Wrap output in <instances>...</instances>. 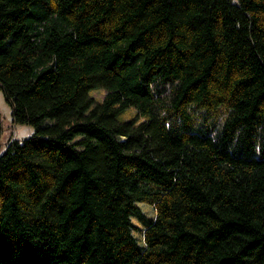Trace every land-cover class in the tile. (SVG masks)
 I'll return each instance as SVG.
<instances>
[{
    "label": "trees",
    "instance_id": "trees-1",
    "mask_svg": "<svg viewBox=\"0 0 264 264\" xmlns=\"http://www.w3.org/2000/svg\"><path fill=\"white\" fill-rule=\"evenodd\" d=\"M0 89V264H264V0H0Z\"/></svg>",
    "mask_w": 264,
    "mask_h": 264
},
{
    "label": "rangeland",
    "instance_id": "rangeland-1",
    "mask_svg": "<svg viewBox=\"0 0 264 264\" xmlns=\"http://www.w3.org/2000/svg\"><path fill=\"white\" fill-rule=\"evenodd\" d=\"M0 114L2 116L3 132L0 138V155L5 151L11 141L22 140L34 133V128L27 125L16 124L12 117L11 107L5 100L3 91L0 89Z\"/></svg>",
    "mask_w": 264,
    "mask_h": 264
}]
</instances>
